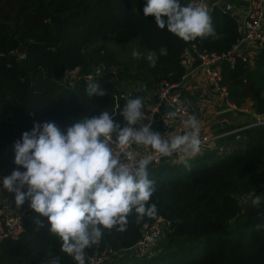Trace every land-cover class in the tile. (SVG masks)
<instances>
[{
  "label": "trees",
  "instance_id": "1",
  "mask_svg": "<svg viewBox=\"0 0 264 264\" xmlns=\"http://www.w3.org/2000/svg\"><path fill=\"white\" fill-rule=\"evenodd\" d=\"M41 1L59 16L60 26L37 0H0V22L10 25L0 23V175L19 167L14 164L13 144L34 122H55L63 131L75 119L119 111L136 96L121 90L124 81L139 80L145 89L162 79L178 82L185 72L181 58L188 46L222 54L239 36L235 18L218 6L209 14L215 35L185 42L159 29L154 16L144 17L146 0ZM132 41L142 54L157 53L154 67L143 56L122 61L111 48ZM162 47L166 55H159ZM220 65L221 84L230 101L240 106L247 99L253 113H264V46L251 63L224 57ZM75 68L78 75L68 82L65 72ZM87 74L94 75L86 79ZM90 81L98 82L106 94L88 96ZM114 119L121 127L126 123L119 113ZM242 122L230 127L248 121ZM225 136L235 139L236 147L219 154ZM225 136L215 148L187 158V167L180 159L151 162L148 171L155 191L149 203L156 205L157 214L137 222L133 213L124 231L118 226L104 229L99 244L85 249V261L105 248L134 244L143 223L161 215L168 224L152 255L109 264H264V227H256L264 225V123ZM255 196L261 198L259 206L251 203ZM32 217L43 226L37 228ZM23 226L0 242V264H48L55 257L59 264H77L61 251L47 217L28 208Z\"/></svg>",
  "mask_w": 264,
  "mask_h": 264
},
{
  "label": "clouds",
  "instance_id": "2",
  "mask_svg": "<svg viewBox=\"0 0 264 264\" xmlns=\"http://www.w3.org/2000/svg\"><path fill=\"white\" fill-rule=\"evenodd\" d=\"M144 17H155V24L185 42L197 37L215 35L208 9L203 4L181 0H146ZM162 47L159 55H166ZM146 58L149 66L156 65L154 51L142 54L132 50L134 59ZM86 94L104 96L105 90L96 81L86 86ZM140 96L128 98L119 111H101L99 115L75 119L66 130L55 122H34L13 144L14 164L25 169H14L3 177V188L14 193L17 208L29 202V207L50 223V233L61 241V251L77 264H85V249L99 244L104 229L127 227L128 217L136 214L137 222L145 216L157 214L150 204L154 181L149 178L150 155L137 159L130 151L118 155L116 148L126 150L130 145L145 146L162 156L180 154V161L188 166L187 158L200 151V126L190 116L186 127L190 130L165 138L152 130L151 121ZM119 113L126 122L123 127L114 116ZM176 111L165 112L163 119H174ZM137 125H140L137 127ZM261 204L260 196L251 201ZM37 228L43 223L32 217ZM259 229L264 225H256ZM48 264H59V257Z\"/></svg>",
  "mask_w": 264,
  "mask_h": 264
},
{
  "label": "built area",
  "instance_id": "3",
  "mask_svg": "<svg viewBox=\"0 0 264 264\" xmlns=\"http://www.w3.org/2000/svg\"><path fill=\"white\" fill-rule=\"evenodd\" d=\"M190 2L203 4V6L208 9L209 14L215 6L221 7L224 11H229L237 23L239 36L236 41L230 45V49L222 54L215 51H199L194 45L188 46L184 50L181 58V63L185 69L181 80L184 78L187 70L193 69L198 65V67H201L204 70L209 91L219 95L224 105V110L230 109L231 111L237 112L243 111V107L236 106L230 101L226 87L221 84L222 70L220 61L224 57L228 58L230 62H233L236 57L245 60L246 58L241 55L239 51V46L242 43H248L257 49L264 46V0H248L246 13L240 18L238 17V14L235 15L232 13L230 3L224 0H189L188 3ZM98 70L99 68L96 69V72ZM77 75L78 69L75 68L67 70L64 77L70 82L76 78ZM93 75L94 74H87L86 79L91 78ZM181 80L178 82H170L162 79L154 84L152 87L154 92L153 97L150 100L148 110L145 112L148 119L143 120L142 124H148L149 121H151L152 125L155 119L154 116L158 114L160 124H162L167 130L166 132L169 137L183 134L185 131L190 130L186 127V119L192 116V111L182 102V93L178 90ZM142 87L144 88V86L140 87V92L143 91ZM167 111H176L178 115L174 119L168 120L166 124L163 116ZM261 123H264V118H256L248 124L233 128L230 127L226 131L221 132H204L200 129V151L206 148H212L213 144L219 138L228 133L236 132L249 125ZM139 126L140 125H137V127ZM115 151L118 155L130 151L137 159L150 155L152 157V163L154 164H159L168 157L180 158V154L174 153L172 156H162L150 148H147L143 152H136L133 144L126 150L116 148ZM5 176L7 175H0V242L6 237L17 235L23 229V218L27 209L30 208L26 205L17 208L15 204H12L11 199L14 198V193H10L3 188L2 180ZM167 224L168 221L163 216L158 215L154 220L143 223L141 227V237L134 244L117 250L105 248L98 255L89 256L85 261V264H109L112 262H118L128 256L139 257L150 255L155 251L154 248L158 243L159 237L163 235Z\"/></svg>",
  "mask_w": 264,
  "mask_h": 264
},
{
  "label": "crops",
  "instance_id": "4",
  "mask_svg": "<svg viewBox=\"0 0 264 264\" xmlns=\"http://www.w3.org/2000/svg\"><path fill=\"white\" fill-rule=\"evenodd\" d=\"M224 1H227L230 3V8H231L232 13H234L235 15L238 14L239 18L245 15L248 0H224ZM263 24H264V21H263ZM239 51L241 55H243L246 58V61L251 63V58L255 55L258 49L253 47L252 45H249L248 43H242L239 46ZM178 90L182 93V102L186 104L188 108L192 111V116H195L197 118V120L199 121L200 129L202 131L204 132L226 131L230 126L237 125L240 123L239 121L238 122L233 121L234 116H237L235 113L236 111H231V115L227 118H222V119L216 118L218 113H220L221 111H225L224 105L219 95L214 94L213 92L209 91L207 83H206V77H205L204 70L201 67H198V65L195 66L193 69L187 70L184 78H182L178 86ZM153 93H154L153 88L146 90L144 87L143 91H141L140 94L136 95V96H140L144 102L145 108L142 109L143 112H146L148 110L150 106V100L153 97ZM247 101L250 103L249 100ZM240 106L243 107L244 109L243 111H246L245 104L244 105L241 104ZM248 109L252 112L249 104H248ZM243 111H239V112H243ZM252 114L254 116V119L260 118V117L263 118L261 116V114L263 113L255 114L252 112ZM154 118L155 119L151 125L152 130L157 131L161 133L165 138H168L169 135L166 132L167 130L162 126V124H160L159 115L156 114ZM242 121H246V120H242ZM249 122L251 121H248L246 124H248ZM221 140H222V144H224V148L222 147L223 151L230 153V151L236 147L235 139L227 138L225 136L221 138ZM217 141L213 144L214 148L217 146ZM133 146L136 152H143L144 150L147 149V147L145 146H138L135 144H133ZM222 149L220 147L219 151H221ZM218 153L223 154L222 151ZM177 159H180V158L168 157V158H165L163 161L172 162ZM11 201H12V204H15L14 198H12ZM24 205L29 206V202L26 201Z\"/></svg>",
  "mask_w": 264,
  "mask_h": 264
},
{
  "label": "rangeland",
  "instance_id": "5",
  "mask_svg": "<svg viewBox=\"0 0 264 264\" xmlns=\"http://www.w3.org/2000/svg\"><path fill=\"white\" fill-rule=\"evenodd\" d=\"M136 43H137L136 41H132V42H130L128 44H112L111 48L117 53L118 57L122 61L128 62L127 60L131 59V57H132V50L134 48L137 49L138 51L140 50L139 47H137ZM132 59H133V57H132ZM138 81L139 80H134V81H132L130 83L128 81H126L127 87H126V89L124 91L127 92L128 94H131V93L135 94V95L140 94L139 93L140 92V87H141L140 85H142V83L138 82ZM242 104L243 105L245 104L246 111H243V112H237L236 111L235 113H236L237 116H234L233 121L234 122H238V121L241 122L242 120L252 121L254 119V116H253L252 112L248 109L249 102L247 101V99H245V101H243ZM261 116L264 118V113L261 114ZM244 198L245 197H243L242 199H244ZM152 253L150 255H152ZM150 255H148V256H150Z\"/></svg>",
  "mask_w": 264,
  "mask_h": 264
},
{
  "label": "water",
  "instance_id": "6",
  "mask_svg": "<svg viewBox=\"0 0 264 264\" xmlns=\"http://www.w3.org/2000/svg\"><path fill=\"white\" fill-rule=\"evenodd\" d=\"M37 2H38V4H39V6H40V7H41V8H42L47 14H49L50 16H52V17H54V18L57 19L58 24H59V26H60L61 21H60V19H59V16H58L57 14H53V13H51L47 8H45V6L43 5V3H42L41 0H37ZM0 23H1V24H5V25L10 26V25L7 24V23H3V22H0ZM59 28H60V27H59ZM59 39H60V30H59L58 35H57L56 37H54L53 40L58 41ZM16 53H17V51H14V52L9 53V54L12 55V54H16ZM221 60H222V59H221ZM126 87H127V83H126V81H124L123 84H122L121 90L124 91V90L126 89ZM230 115H231V110L228 109V110L221 111L220 113H218V115L216 116V118H217V119L227 118V117H229Z\"/></svg>",
  "mask_w": 264,
  "mask_h": 264
}]
</instances>
